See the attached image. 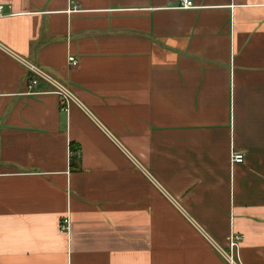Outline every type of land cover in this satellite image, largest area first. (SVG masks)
<instances>
[{
	"label": "crops",
	"instance_id": "1",
	"mask_svg": "<svg viewBox=\"0 0 264 264\" xmlns=\"http://www.w3.org/2000/svg\"><path fill=\"white\" fill-rule=\"evenodd\" d=\"M192 2L0 0V264H264V0Z\"/></svg>",
	"mask_w": 264,
	"mask_h": 264
},
{
	"label": "built area",
	"instance_id": "2",
	"mask_svg": "<svg viewBox=\"0 0 264 264\" xmlns=\"http://www.w3.org/2000/svg\"><path fill=\"white\" fill-rule=\"evenodd\" d=\"M179 2V8H193V2L192 0H178ZM4 15V6L0 5V16ZM68 61L71 65L77 64V59L69 56ZM31 70L36 71L35 68L31 67ZM40 74V73H38ZM41 75V74H40ZM35 80L32 81V84H35ZM63 101L64 104V110L67 109V106L69 105V102L72 99V95L69 91H67L64 87L58 86V90L56 91ZM244 155L241 152H232L231 153V163H241L243 162ZM70 219L68 217H64L59 221V231L64 232L66 234L70 231ZM228 244H227V250L223 251L221 250V253L225 260L228 262V264H242L239 258V246L240 242L242 240L241 234L238 233H231L228 238Z\"/></svg>",
	"mask_w": 264,
	"mask_h": 264
}]
</instances>
